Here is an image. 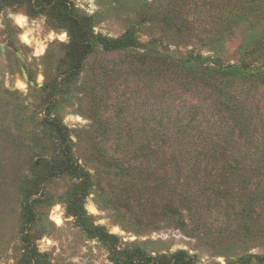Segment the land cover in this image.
Returning <instances> with one entry per match:
<instances>
[{"label": "rangeland", "instance_id": "obj_1", "mask_svg": "<svg viewBox=\"0 0 264 264\" xmlns=\"http://www.w3.org/2000/svg\"><path fill=\"white\" fill-rule=\"evenodd\" d=\"M45 1L0 12V264L32 248L30 264H125L122 252L136 248L134 264L178 251L191 264H264V80L218 77L246 111L231 120L215 79L201 83L194 64L95 43L76 65L69 35L76 17L77 34L132 29L159 52L233 63L263 42V15H246L254 0ZM46 117L67 127L87 182L53 171L62 154ZM230 159L238 168L222 165ZM76 204L83 226L68 212Z\"/></svg>", "mask_w": 264, "mask_h": 264}, {"label": "trees", "instance_id": "obj_2", "mask_svg": "<svg viewBox=\"0 0 264 264\" xmlns=\"http://www.w3.org/2000/svg\"><path fill=\"white\" fill-rule=\"evenodd\" d=\"M22 0H0V12L5 7L6 3H14V2H21ZM32 1V0H30ZM54 0H46L44 4L47 5H54ZM52 3V4H51ZM254 3V4H252ZM43 4H41V7ZM255 6V7H254ZM247 9V14H256V17L258 14L263 15L264 17V0H254V1H248V3L245 6ZM259 12V13H258ZM65 16V14H64ZM66 17V16H65ZM234 19L229 20L230 22L235 21L237 22L238 19L241 20V14L234 13ZM67 18V17H66ZM75 25L70 30V45L73 44L74 46H77L78 49H81V56L78 58L76 65L81 61L83 56L89 52L95 43H99L102 45V47L107 51L112 50H125L128 48H139V47H146L147 52L152 53L155 57L159 56L162 57L165 63L169 65H181L185 67H191L192 64H194L195 68L193 69V73H199V78L201 80V83L203 79H215L214 85V96H216V103H217V109H225L227 112L230 113V119L236 120L238 119L242 120L244 114L246 111L243 108L239 107V100H240V93L237 90H232L229 86L228 90H223L219 87H217V79L219 77L218 82H220L224 86L229 79V75L231 74H238V76L246 78L248 80H251L253 78L262 79L264 80V35L261 37L262 44L256 46H251L246 52V55L250 54V56H242L241 59H239L236 62L233 63H223L215 54V52L209 56H202V54H192L189 53L187 55L172 56L168 50L165 52H159L155 49L154 41H148L146 43L140 44L135 36V33L132 29L126 30L123 34L116 38H110L106 36H102L100 34L90 36L88 29L84 31L83 34L78 33L77 34V27L81 25V20L77 19L76 17H72L70 19ZM262 21H264V18H262ZM147 48V46H149ZM151 54V55H152ZM83 55V56H82ZM77 67V66H76ZM206 75L209 78H206ZM222 77V78H221ZM207 80V81H208ZM219 84V83H218ZM234 106V107H233ZM46 123L48 127L53 130L57 134L58 138V145H59V152L62 154V159L58 160V162L53 165L54 166V172L55 173H63L68 172L71 173L73 176H76L78 178L84 179L86 182L88 180V173L82 171L78 164L74 163L73 158L71 156V147H70V137H69V131L67 127L62 124L61 122L46 117ZM51 162L49 161H42V164L45 166L50 165ZM227 169H236L238 168V165L236 164L235 160H227L226 163L222 164ZM52 169V168H51ZM50 169V170H51ZM87 188L85 185L82 186V195L87 194ZM81 199V197H80ZM79 199V200H80ZM75 204V203H74ZM73 205V204H72ZM68 208V212L70 215L74 216L76 218V221L81 226V221L83 218L82 213L80 212L79 206L76 204V206H72ZM25 208L26 211L30 216H33V211L31 209V206L28 204L27 201H25ZM171 209V207H169ZM172 211H176L175 209H172ZM83 226V225H82ZM88 232H90L91 235L98 237L102 241H106L107 238L113 237L110 234H105L102 230L100 231L98 228H94V230L88 229ZM24 242H26L27 247H29V238L26 234L23 236ZM116 239V237H113ZM34 249L31 250L25 249L23 256L21 258V262L19 264H30L33 257H34ZM122 254H124V263L125 264H134L136 260H140L142 257V253H140L139 249L136 248L133 251H123ZM185 253L182 251H178L175 254H173L172 258H168L165 256L159 257L155 264H191L190 259L184 257ZM137 258L136 260H133Z\"/></svg>", "mask_w": 264, "mask_h": 264}, {"label": "water", "instance_id": "obj_3", "mask_svg": "<svg viewBox=\"0 0 264 264\" xmlns=\"http://www.w3.org/2000/svg\"><path fill=\"white\" fill-rule=\"evenodd\" d=\"M17 55L18 56H21V54L19 52H17ZM23 76L26 78V72H25V70H23Z\"/></svg>", "mask_w": 264, "mask_h": 264}]
</instances>
